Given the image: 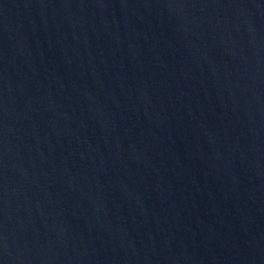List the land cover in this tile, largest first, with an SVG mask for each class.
<instances>
[{"label": "water", "instance_id": "obj_1", "mask_svg": "<svg viewBox=\"0 0 264 264\" xmlns=\"http://www.w3.org/2000/svg\"><path fill=\"white\" fill-rule=\"evenodd\" d=\"M0 264H264V0H0Z\"/></svg>", "mask_w": 264, "mask_h": 264}]
</instances>
